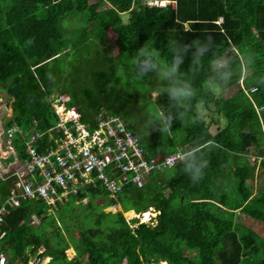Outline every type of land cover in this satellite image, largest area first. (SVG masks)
Instances as JSON below:
<instances>
[{
  "label": "trees",
  "instance_id": "16d2710c",
  "mask_svg": "<svg viewBox=\"0 0 264 264\" xmlns=\"http://www.w3.org/2000/svg\"><path fill=\"white\" fill-rule=\"evenodd\" d=\"M68 15L84 20L71 36L62 28V19ZM107 30L114 34L113 43L121 52L113 55L99 45L94 54H86L89 42L106 41ZM208 33L214 36L218 53L230 50L237 57L235 75L227 87L239 85L240 80L242 84L226 97L213 95L205 84L211 53L195 73L190 70L189 53L181 71L192 80L197 98L185 125L173 123L175 140H167L173 151L214 142L211 151L204 148L210 162L204 179L193 184L177 163L175 169L152 171L142 186L125 183L115 197L96 180L58 201L57 218L48 212L42 197H20V203L7 206L0 219L5 230L0 244L9 254V262L27 264L30 257L48 255L44 264H151L159 260L170 264H264V233L235 220L238 210L264 222V134L259 132L264 88L254 90V79L264 75V0H175V4L166 5H148L144 0H0V92H7L11 106L3 124L46 130L43 144L52 143L48 129L56 118L50 98L67 93V105H76L83 120L93 123L101 107L119 114L148 156H160L163 153H156L160 134L139 135L146 116L137 122L127 119L133 111L125 108L128 98L116 102L107 88L119 84V71L128 70V60L145 43L170 61V41L191 43L204 40ZM29 37H35L34 44H26ZM68 47L93 61L84 78H91L97 89L84 90L82 98L62 87L66 75L57 63ZM240 55L253 57L246 76L239 71ZM154 101L156 108L158 104L166 106L168 96L163 94ZM201 110L203 122L192 124L191 119ZM211 124L217 126L215 132H211ZM52 132L59 135L55 129ZM13 141L23 156L18 131ZM255 173L262 183L249 195V180ZM12 184L13 176L0 178V193ZM117 203L123 208L104 209ZM149 206L159 211L155 223L142 221L130 226L123 211L133 208L140 212ZM32 214L39 219L37 224L30 221ZM29 233L34 234L35 242ZM25 238L33 243L27 244ZM71 247L76 254L69 258L66 252ZM69 252L74 253L73 249Z\"/></svg>",
  "mask_w": 264,
  "mask_h": 264
},
{
  "label": "built area",
  "instance_id": "2783aa9c",
  "mask_svg": "<svg viewBox=\"0 0 264 264\" xmlns=\"http://www.w3.org/2000/svg\"><path fill=\"white\" fill-rule=\"evenodd\" d=\"M148 5L175 4V0H144ZM67 93H55L50 102L55 123L48 129L52 143L43 144L46 130H22L5 127L0 120V178L13 176L12 186L0 193V219L7 206H17L20 197L40 196L54 218L58 201L76 193L86 184L100 180L111 196L131 182L142 186L149 174L161 170L164 155L148 156L137 136L126 126L119 114L100 108L94 122L83 120L79 109L67 105ZM59 135H54L52 130ZM21 134L24 155L13 141L14 133ZM43 147V148H41ZM181 151V150H177ZM176 152V151H174ZM115 204H111L113 208ZM32 221L37 223L36 218ZM5 230L0 227V242ZM44 259L33 257L27 264H43ZM0 264L8 261L7 252L0 244ZM158 264H170L160 261ZM176 264H183L177 262Z\"/></svg>",
  "mask_w": 264,
  "mask_h": 264
},
{
  "label": "clouds",
  "instance_id": "9594fccd",
  "mask_svg": "<svg viewBox=\"0 0 264 264\" xmlns=\"http://www.w3.org/2000/svg\"><path fill=\"white\" fill-rule=\"evenodd\" d=\"M184 30L186 32L191 31L189 28ZM34 43L35 37H29L26 41L28 45ZM168 51L171 54L170 61L162 59L159 49L153 48L145 43L143 46L136 49L135 54L131 56V67L135 79L138 82L156 80L163 84L160 90H153L151 88L145 89V94H150L154 99H158L163 94H167L168 96V104L166 106L158 104L156 110L150 112L146 116L139 129V135H146L149 137L153 132H158L161 136V142L156 149V153L165 154L161 163V171L165 169H175L177 163H179L180 171L186 174L193 184H198L204 179L205 170L209 167L210 163L206 158L204 148L207 147L208 150L211 151L214 142L210 141L203 147L199 143H194L192 146L176 152L173 151V147L167 144L169 138L175 140L173 123L175 121H180L183 126L185 125L187 112L192 106L193 101L197 98V89L193 86L192 80L184 76L181 71V65L184 63L188 54L191 53L190 70L195 73V71L202 66L205 57L211 53L209 61L210 72L207 75L205 84L210 93L218 95L225 90L235 75L233 64L236 63L237 57L233 56L230 50H226L222 54L218 53L216 51L214 36L211 33H208L204 40L196 39L191 43H181L177 39L172 40L168 43ZM238 59L240 74L241 76H246L253 63V57L251 55H240ZM48 78L54 82V77H52L51 74H48ZM260 88H264V75L254 79V90ZM198 103H202V101ZM203 119L204 112L201 110L199 114L191 119V123H200L203 122ZM259 132L264 134V118H261L259 121ZM110 205L106 208H109ZM116 206H119V209H121L119 203L115 204L113 208ZM131 209L134 210L133 208ZM152 210L155 211L154 215L148 217L147 220L144 219V214L150 213ZM158 212L157 209L149 206L146 210L138 212L141 216L136 214L134 210L136 216H131L130 218L125 216V218L128 220L130 226H134L136 223L142 221L155 223V216ZM134 217L138 219L131 222L130 219ZM33 218H36L34 214L31 215V222H33ZM37 220L39 222V219L36 218V221ZM42 259H44V257ZM48 260L49 259L46 261ZM160 261L166 260H159L151 264H158Z\"/></svg>",
  "mask_w": 264,
  "mask_h": 264
},
{
  "label": "rangeland",
  "instance_id": "374dc122",
  "mask_svg": "<svg viewBox=\"0 0 264 264\" xmlns=\"http://www.w3.org/2000/svg\"><path fill=\"white\" fill-rule=\"evenodd\" d=\"M84 23L83 19H72L71 15L65 16L62 19V28L68 33L65 35L71 36L72 34H75L77 30L82 26ZM106 41L102 44L96 41V43L89 42V44L84 48V51L86 54H94V47L99 46L98 48L106 49L108 51H111V54L117 55L119 52H121L122 48L115 45L113 43L114 40V34L111 30H107L106 35ZM70 46V45H69ZM97 48V49H98ZM103 52V51H102ZM129 66L128 70L125 72L123 69L119 71V75L121 76L119 84L113 85L108 87L107 91L110 92L116 102H119L121 99L128 98V103L126 104V109L133 110L131 113V117H127V119L133 120V122L140 121L144 116H147L150 112H153L156 110V104L154 101V98L150 96V94H145V89L153 88L154 86H159V90L162 89L163 84L156 80H149L147 82H138L135 79L133 69L131 67L132 60H128L127 63ZM57 65L64 70V73L66 75V80L62 83V87H64L66 90L74 92L76 95H78L79 98H82L83 91L86 89H97L96 86L92 83L91 78L86 80L84 77H86V74L90 72L91 67L93 66V61L88 60L86 57H84L80 52H76L75 48L68 47L66 52L61 53V59L58 61ZM242 82L240 80L239 85L241 86ZM239 85L234 84L229 87H227L222 94L221 97H226L229 94H231L235 89L239 87ZM247 88L246 86L244 87ZM158 90V89H153ZM0 120L3 119V116H9L11 114V106L9 101V96L6 91L0 92ZM217 103H220V100H217ZM76 106V105H75ZM77 107V106H76ZM4 109V112H3ZM78 109V107H77ZM211 132H215L217 130V126L215 124L210 125ZM157 138H155L156 140ZM159 139L161 140V136H159ZM157 141V140H156ZM251 160L254 158V149H251ZM168 172V171H167ZM262 183V177L259 176L257 173H255V176L249 180L250 184V190L249 195H252L255 193ZM84 201L86 200V197L83 198ZM107 207V206H106ZM104 208L105 210H111L116 211L119 210V206H116L115 208ZM123 207L121 206V209ZM130 212H134V210L128 211L126 214L123 213L126 217L136 216L135 214L130 215ZM155 211H151L147 217L145 218L147 220L148 217L153 216ZM139 216L138 212H136ZM145 215V214H144ZM143 218V217H142ZM235 220L238 222H241L243 224H246L250 226L253 230L258 232L259 234L264 233V222L257 221L251 218L250 216L243 214L239 212L238 210L235 211ZM69 249H73V252H69ZM67 250L68 257H72L76 254L74 248H69ZM47 260V257H44V261Z\"/></svg>",
  "mask_w": 264,
  "mask_h": 264
},
{
  "label": "crops",
  "instance_id": "0c3cea01",
  "mask_svg": "<svg viewBox=\"0 0 264 264\" xmlns=\"http://www.w3.org/2000/svg\"><path fill=\"white\" fill-rule=\"evenodd\" d=\"M101 108H104V107H101ZM127 213V212H126ZM125 213V214H126ZM29 234H32L33 235V242H35V238H34V234L33 233H29ZM25 242H26V238H25ZM33 242H30V243H28V242H26L27 244H31V243H33ZM7 255H9L8 253H7ZM47 257V259H49L50 258V256H46ZM30 258H32V257H30Z\"/></svg>",
  "mask_w": 264,
  "mask_h": 264
},
{
  "label": "bare ground",
  "instance_id": "6f19581e",
  "mask_svg": "<svg viewBox=\"0 0 264 264\" xmlns=\"http://www.w3.org/2000/svg\"><path fill=\"white\" fill-rule=\"evenodd\" d=\"M130 211H131V210H130ZM126 212H128V211H126ZM126 212H125V213H126ZM145 214H146V213H145Z\"/></svg>",
  "mask_w": 264,
  "mask_h": 264
}]
</instances>
